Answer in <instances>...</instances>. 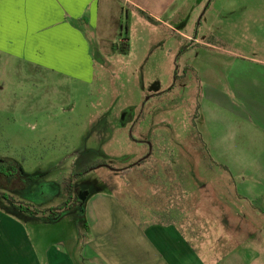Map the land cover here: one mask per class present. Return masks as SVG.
Listing matches in <instances>:
<instances>
[{
	"label": "rangeland",
	"instance_id": "374dc122",
	"mask_svg": "<svg viewBox=\"0 0 264 264\" xmlns=\"http://www.w3.org/2000/svg\"><path fill=\"white\" fill-rule=\"evenodd\" d=\"M151 1L109 0L96 23L70 22L87 43L84 77L30 72L0 54V158L24 175L22 188L0 193L29 209L17 222L36 252L106 245L82 226L100 217L118 245H141L137 232L171 222L202 264L237 248L249 264L258 247L264 264V216L242 196L233 113L238 80L264 72V0Z\"/></svg>",
	"mask_w": 264,
	"mask_h": 264
},
{
	"label": "crops",
	"instance_id": "0c3cea01",
	"mask_svg": "<svg viewBox=\"0 0 264 264\" xmlns=\"http://www.w3.org/2000/svg\"><path fill=\"white\" fill-rule=\"evenodd\" d=\"M108 1L55 0L51 4L30 6L6 4L0 54L14 61H22L30 72H45L69 78L84 77L89 71L87 66L90 62L87 43L74 32L70 22L85 16L82 19L86 20L87 25L96 23L100 9ZM117 1L136 8L152 3L151 0ZM153 3L160 4L161 0ZM248 76L252 80L254 78V81L247 80L246 74L238 80L237 91L241 102L237 112L233 111L239 118L238 156L242 164L246 165L239 170L241 176L245 175L239 185L244 202L254 203L251 212L264 216V72H254ZM60 219L53 222H59ZM18 220L21 221L0 210V264H202L192 240L182 238L171 222H157L142 231L138 230L137 235L143 244L131 247L118 245L117 236L112 231L103 234L98 229L102 227L100 217H84L82 226L87 234L95 236L93 238H98V241L103 240L106 245L90 247L80 242L73 247L67 244L62 251L50 246L43 252H36L33 247L25 244V230ZM36 220L39 218L31 222L40 223ZM87 234L83 236L84 239L88 237ZM237 250V253L235 250L230 251L228 258L211 264H246V258L241 256L244 248ZM262 252V247H258L253 262L250 260L249 264H261L258 254Z\"/></svg>",
	"mask_w": 264,
	"mask_h": 264
},
{
	"label": "flooded vegetation",
	"instance_id": "af4514ba",
	"mask_svg": "<svg viewBox=\"0 0 264 264\" xmlns=\"http://www.w3.org/2000/svg\"><path fill=\"white\" fill-rule=\"evenodd\" d=\"M143 160H140L138 162H136L135 165H138L140 163H142ZM131 166L132 168L135 166ZM98 166L95 165L91 168H87L86 170L83 171L87 172L90 170H94L95 168H97ZM131 167H128L126 169H122V170H113L114 172H119V173H123L125 171H127V173L131 170ZM24 178V175L21 171V168L18 165H15L13 162L9 161L8 159H2L0 158V186L2 187H13V188H22L24 186L22 180ZM85 196H83V194H78L77 195V199H78V207L81 208L82 203H85L86 200L83 201ZM71 199L70 197L67 198V200Z\"/></svg>",
	"mask_w": 264,
	"mask_h": 264
},
{
	"label": "trees",
	"instance_id": "16d2710c",
	"mask_svg": "<svg viewBox=\"0 0 264 264\" xmlns=\"http://www.w3.org/2000/svg\"><path fill=\"white\" fill-rule=\"evenodd\" d=\"M122 45L123 46H121L119 49H116L117 50L116 52L121 53V54H125L127 52V45H126V43H123ZM3 188H5V187H0V190H2ZM70 204H71V202L66 201L60 207L53 209V211L61 213V212H63L64 209H66V206L68 207ZM77 204H78V202H77ZM80 209L81 210L85 209V203H82ZM0 210L4 214H6L7 216L13 217L15 219H20V217H24L25 215L31 216L28 208L24 207L20 203H15L5 193H0ZM82 212H84V211H82ZM28 218H30L31 220L37 219L36 217L35 218L28 217ZM59 218L60 217H56V218L55 217H47L45 219L39 218V220L44 219L46 221H54V220H57Z\"/></svg>",
	"mask_w": 264,
	"mask_h": 264
},
{
	"label": "snow or ice",
	"instance_id": "6c2138e0",
	"mask_svg": "<svg viewBox=\"0 0 264 264\" xmlns=\"http://www.w3.org/2000/svg\"><path fill=\"white\" fill-rule=\"evenodd\" d=\"M55 0H0V44H2L3 33L5 29V5H33V4H51ZM65 2V0H62Z\"/></svg>",
	"mask_w": 264,
	"mask_h": 264
}]
</instances>
